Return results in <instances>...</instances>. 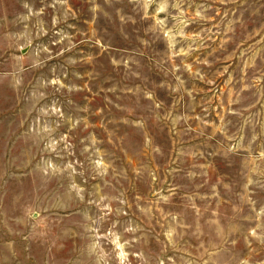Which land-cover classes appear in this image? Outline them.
I'll list each match as a JSON object with an SVG mask.
<instances>
[{
  "label": "rangeland",
  "instance_id": "1",
  "mask_svg": "<svg viewBox=\"0 0 264 264\" xmlns=\"http://www.w3.org/2000/svg\"><path fill=\"white\" fill-rule=\"evenodd\" d=\"M0 264H264V0H0Z\"/></svg>",
  "mask_w": 264,
  "mask_h": 264
}]
</instances>
